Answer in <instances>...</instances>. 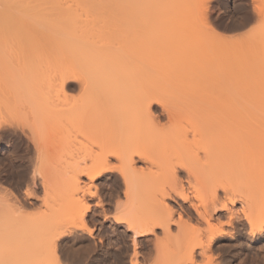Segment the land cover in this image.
<instances>
[{"label": "bare ground", "instance_id": "6f19581e", "mask_svg": "<svg viewBox=\"0 0 264 264\" xmlns=\"http://www.w3.org/2000/svg\"><path fill=\"white\" fill-rule=\"evenodd\" d=\"M121 2V0H0V47L10 50V52L7 50V55L3 54L4 49L0 50V69L4 72V79L1 77L3 80L0 81H3L4 86L10 85L13 88V91L8 92L12 99H0V137L13 135L15 134L14 129L18 128L21 129L22 134L17 132L16 135L27 142L26 148L18 145L15 157L9 164L12 175L19 176L21 171L27 173L31 170L34 172L31 173L32 179L39 177L38 174L40 173L38 172L42 171H38L37 167L39 161L42 159L41 162L44 161V155L49 158L48 160H55L57 166L55 164L52 166L55 169L56 167L60 168L59 172L63 173L66 167L62 170L63 167L58 166L61 160L59 156L66 155L64 152L67 151V154L75 158L73 152L76 151L75 149L71 150L75 148L73 147L75 145L79 149L77 154L81 155L76 154L78 157L74 163L84 165L79 168L80 170L75 168L79 165L75 164L76 166L73 167L76 169V172L75 170L73 172L77 173V175L74 174L76 175L74 180L77 181L71 186L74 188L72 192L74 195H71L74 198L71 199L70 196V199L73 201L78 199V206H81L79 210L80 208L81 210L78 211V216L72 223V227L65 228L66 226L62 225L53 231L52 222L47 221L46 218V222L42 218H38V220L42 219L43 221L31 220L26 213L28 201L22 196L17 197L12 194L13 192L0 187V264H53L55 263L53 261L57 262L55 264H61V262L62 264H77L76 260L79 259H75V257L72 259L73 256L69 258V254L76 250L74 247L77 244L85 241L87 244H85L86 242L84 244L87 248L89 247V250L97 251L99 246L97 248L94 246L96 242L93 240L94 231L92 232L94 223L90 228L87 224L89 221H86L88 212L93 209L87 203L86 196L94 197L97 195L98 186L94 185V182L108 172L118 173L119 180L121 179V182L124 183L126 188L124 192L128 198L138 196L143 189L154 191L157 189L154 187L159 184L158 189L162 187L164 190L166 189V195L162 194V196H167L173 200L177 196L182 200V203L178 202V209L176 207L174 209V206L171 207L167 203L165 205L164 202V206L160 205V214L149 219L145 218L143 221H137L135 217L134 220L136 221H133L127 215L116 217V221H125L128 228L133 231L134 242L138 235L142 237L156 233V228L162 229L164 235L166 233L167 236L168 234L174 236L171 234L173 226L178 227L179 231L186 230V226L189 225L188 222L194 216L193 211L199 218V223L203 221L207 226L200 230L202 222L200 227L195 228L196 232L200 230L199 236H197V239H200L198 241L200 244L197 243L189 250L188 258L187 252L184 253L187 261L192 259L194 262L198 253L196 249H200L201 255H206V252L211 250L212 245L219 240V235L225 233V229H223L225 224L223 222L225 221H227L226 224L229 223L233 227L234 225L237 226L234 220L236 218L241 220L243 217L246 220L251 239L264 236V193H262L263 195L258 194L259 196L254 195L253 198L247 189L254 183L256 185L259 183L260 186L264 185L260 184L264 183V174L250 177V175H255L254 173L264 172V89L256 88L257 83H259L258 87L261 86L260 81L257 82L254 74L249 72L252 67H256V64L247 69L251 76L256 79L257 83L254 86L256 89L237 90L241 84V78L235 77L233 72H230L231 70H227L228 74L225 73L224 77H220L225 66L229 65L230 67L229 61L227 62L229 57L227 58L223 51L225 46H222L225 37L220 35L219 31L214 29L209 21H204L205 27L202 28L206 37L202 41V47H204L206 80L208 87L212 88L217 84L218 86L215 87L223 91H217V88H213L216 90L200 91L199 94L184 92L188 94L185 99L178 96L182 92L135 94L139 99L136 97L137 100L135 99V101H126L129 96L134 95L132 93L140 91V89L135 87L136 81L134 85L132 84L135 78L134 76L132 79L130 78L131 76L125 67L127 56L125 57L123 53L124 49H121L124 44V42L122 43L124 29L122 24L124 23L121 19ZM262 3L264 0L261 1ZM261 4L257 6L259 18L264 16V4L263 6ZM167 16L170 19V16ZM168 17L165 16L163 19L159 17V23L165 25L160 24L161 29L158 26L155 27L162 30V26H168L169 23L166 22ZM155 19L158 22V17ZM147 21L149 23L150 19ZM154 22L156 23V21ZM257 30L260 31V29ZM163 31L166 33V31L169 32V29H163ZM229 53L227 54L231 57ZM237 53L239 54L236 51ZM259 62H257L258 67H260ZM261 67L260 70L259 68H255V70L262 72L263 68L261 69ZM247 70L244 71L245 75ZM2 71L0 70V74ZM250 77H243V79L248 78L250 84L249 79L252 78ZM214 79L217 80L216 83ZM46 80H50V85L53 83L52 86L49 85L53 89L52 91L55 88L54 92H58L54 95H60V93L66 95L68 86L72 85L73 80H77L78 83L80 82L82 90L85 91V99L80 103L77 102L78 104H67L68 106L61 104L63 101L60 103L58 99L59 103L54 104L57 103V100L55 102L52 98L53 93H49L52 91L47 92L51 95H45L46 88L44 89L43 84ZM246 85L248 84H244V86ZM134 89L135 92H133ZM224 89L227 90L224 91ZM184 93L182 96L186 95ZM62 98L60 97V99ZM170 98L172 99L170 100ZM157 110L160 112L157 113ZM129 118L133 119L134 123H128ZM163 119H166V123L165 121L164 123L161 122ZM59 122H64L63 127L67 126L65 122H74L75 125L70 123L73 127L75 126L73 129H79L78 135L76 131L74 132L76 136L72 135L75 137L73 142L70 140L74 138L70 137L72 127L68 128L69 131L65 133L69 132L67 136H69L68 140L72 142V145L65 140L67 136L64 134V129L63 131L57 129L63 134L56 132L57 130L51 131L55 126L54 124ZM184 122L188 126H185ZM148 123L155 124V127ZM76 125H80V127L76 128ZM147 125L153 129L152 131H150L151 128L146 129V132L150 133L145 136L143 129ZM167 125L175 126L174 132L164 131ZM6 126L13 127V131L6 130ZM44 128H46L45 132L51 131V133L49 135L45 132L41 134ZM63 138L64 141H61ZM59 143L62 147L59 146ZM67 147L70 148L69 151ZM58 149L60 153L56 152ZM61 150L64 155H62ZM175 152L179 154V160L182 159L184 164H181L183 162L180 160V165H176L174 160L175 158L178 159V156H175ZM49 154L55 155L51 157ZM171 154L175 158L173 161L170 159L169 162ZM69 155L67 156L70 157ZM55 156L58 157L55 159ZM184 156H186L184 159L187 162L184 161ZM163 157L167 158L163 160ZM61 158L63 159V157ZM74 158L71 160L72 163ZM68 160L66 161L67 165ZM89 161H91L90 166L87 165ZM141 162L145 164L146 169L144 168V170H148V173H144L141 166L142 170L138 169L137 163ZM172 162L174 163L172 164ZM154 169H156V173H154ZM52 173L54 175L53 169ZM79 174L86 177L88 182L84 183L83 181L84 184L82 185L81 181L78 180L80 179L78 178ZM163 178L169 184L162 181ZM240 178L243 183L242 189H239V185L242 183L238 185L236 182H240ZM142 179L146 181L143 182ZM46 180L49 181V179ZM194 180L201 181L200 183L210 189V193L207 192L209 196L206 197L205 193L207 200L205 198L202 204L193 202L190 195L185 191V184H193ZM45 182L43 187L48 184ZM163 182L167 184L169 190L165 188ZM233 182H235V186L237 185L236 190L233 188L237 192L232 193L234 195L240 193L238 195L242 206L239 208L236 207L238 200L235 199L237 198L228 197L229 199H227L231 203L229 206L225 201L222 202L220 196L219 188L223 189V195H228L230 191L228 188ZM65 183L68 184V182ZM255 184L254 186H256ZM34 185L35 181L34 183H26L25 195L27 197L33 198L35 196L33 193ZM246 185L247 188H245ZM195 186L197 185L195 184ZM136 196L132 198L134 199ZM80 197V200L84 201L82 205L79 202ZM219 206L228 213V220L212 224L211 220L215 218L212 212ZM56 213L55 216L53 215L55 218L57 217ZM176 213H178V219L177 216L175 217ZM191 225L189 226L192 228L194 225ZM181 234H185V232H180L179 235ZM226 234L228 233L226 232ZM67 237H71V239L66 243L64 241ZM100 241L102 242V240ZM63 242L66 244L63 245ZM78 250L81 251L79 248ZM86 251L88 250L82 253L85 254ZM83 254L80 255L81 258L87 255L82 256ZM190 263L192 262L190 261Z\"/></svg>", "mask_w": 264, "mask_h": 264}, {"label": "rangeland", "instance_id": "374dc122", "mask_svg": "<svg viewBox=\"0 0 264 264\" xmlns=\"http://www.w3.org/2000/svg\"><path fill=\"white\" fill-rule=\"evenodd\" d=\"M121 1H122L121 2L122 4L121 5L122 6L121 7L122 9L121 19H123L124 21V22L122 21V23H124L122 24L124 27L123 34H122V37H123L122 43L124 42V44H123V48L121 47V49H124V51L123 50L122 51L125 57L127 56V58L125 59L127 60V62L125 61L127 63V64L125 63L126 64L125 67L127 68L129 75L131 76L130 78L132 79V76H134L135 78V79L133 78L134 82L133 83L131 82V83L134 85L136 81L137 83H135L136 85L135 87L137 89L139 87L140 89V91L138 90L139 92L138 91L135 92L136 90L134 89L133 92L135 93H132L134 95H131L133 97L129 96V98H127L126 101H135L136 97L137 99H139L138 96H136L135 94L182 92V94L181 95L178 94V96L179 98L183 97L185 99L188 97V94H186L188 92L190 93L195 92V94H199L201 93L200 91L216 90L213 88H217L215 87L217 84H215L214 87L212 88L208 87V82L206 80L207 75H205L207 73L205 72V69H204L205 67L204 66L205 64L204 63V47H202L203 46L202 41L204 37H206L203 31V28L205 27L204 23L206 21H209L212 27L218 30L220 35H223V37H225L224 45L222 46H225L224 47L225 49L223 48V51L225 55L227 56V58L229 57L227 59V62L229 61L231 68L229 67V65L228 66L226 65L225 69H223L222 71L223 75L221 74L220 77H224L226 74H228L227 70H231L230 72L231 73L233 72L232 74L235 75V77L238 76L239 78H241L240 79L241 84H239L237 90H251L252 88L253 89H256V88L264 89L263 87L264 86V72H263L264 71V67H263L264 66L263 65L264 64V61H263L264 60V32H262L264 31L263 30L264 29V16L260 18L257 16V6L261 4L262 0L261 1L260 0H121ZM263 4L264 3H262L261 5L263 6ZM166 13H168L167 15L170 16V19L166 15ZM161 16L168 17L169 20L165 18L168 20V21L166 20L167 24L169 23L168 26L166 25V27H164L162 26V25H165L164 23H159L160 21L159 17L163 19V17ZM155 17L156 18L158 17L159 19L158 22L155 19ZM149 19L150 21L148 23L147 20ZM154 21H156V23ZM160 24H162L161 26L164 30L169 29V32L166 31V33H164V31L162 32L163 29L159 30L158 27H160L159 26ZM126 26H127V29H125ZM155 26H158V27H155ZM169 26L170 28H167ZM257 29H260V31H258ZM3 49H4L3 54L5 55H7L8 51L10 52L9 49H5V48ZM3 49L2 47H0L1 51ZM235 49H238L236 51L239 52V54L238 53L236 54ZM227 53L231 54V57L230 55L228 56ZM252 54L255 56H253ZM250 57H251V60H250ZM255 60L257 62L261 60V62H259L261 64L258 63V65L260 67L262 65L261 67V69L263 68L262 72L255 70V68L256 69L259 68L260 70V67L257 66V62L255 63ZM233 61L235 64L233 63ZM254 64H256V67L254 66ZM248 65H249V68H247ZM251 67L253 71L249 70V72L251 74L252 73L254 74L253 76L257 78V82L260 81V85H261L260 87H258L259 83L256 82V79H254L247 70V69H250ZM236 69L242 72V73L240 72L241 75ZM0 70L2 71V69ZM245 70H247L246 75L244 73ZM2 72H1L2 76H0V78L1 77L3 78L4 72L3 73ZM243 77L245 78L250 77L252 79V80L249 79L250 84H249V81L247 80L248 78L245 80L243 79ZM2 78L0 80L4 79ZM46 81L44 83L46 87L43 84L44 89L46 88L45 95L47 94V92L53 90L50 87L53 85V83L52 85H50V82H49L50 80H49L47 81V84H46ZM214 81L215 83L217 82V80L215 79ZM252 81H255V82H252ZM2 82L0 81V89H2L3 87L4 88L3 90L0 91V99H12L10 94H8L9 91L11 90L13 91L12 86L10 85L4 86ZM72 82H73L72 85L68 86V88L66 89V92H67L65 93L66 95H63L61 93L60 95L62 96L54 95V94H57L58 92L55 93L54 91L56 89L53 87L54 91L49 92V93H53L52 98L55 100V102L57 100V103H54V104H58L59 102L61 103V101H63V103L61 104H66V105L73 104L74 105V104L80 103V101L85 99V91H83L82 88L80 87V84H79L80 82L78 83L77 80H73ZM246 83L248 85L244 86V84ZM255 83H257V85ZM138 84L139 86H137ZM255 85L257 86L256 88H254ZM5 87L7 90L5 89ZM208 89H211V90H208ZM225 90L227 89H224V91ZM217 91H223V90L220 88H217ZM183 93L184 95L185 94L186 95L182 96ZM60 97H63V98L60 99ZM172 98H170V100ZM175 99L173 100L176 102ZM158 111L160 112V110H157V113H159ZM165 120L163 119L161 122L164 123ZM129 122H133V119L128 120V123ZM60 123L61 122L54 124L55 126L54 128H52L51 131L53 132L57 129L59 130L61 129L63 131L64 129V134H65L66 131H69L68 128L72 127V129H70V133H72L70 137L76 136L74 135L75 131L77 135L79 134L77 133V131L79 130L77 127H80V125L79 126L76 125L77 129L75 130L73 129L75 128V126L74 127L72 126V124L75 125L74 122L73 123L65 122L67 126H64V127H63V125H65L64 122L61 124ZM184 123L186 124L185 126H188L186 122ZM51 125H49V127H51ZM149 125L155 127V124L153 125L152 123H150ZM153 127H148L147 125L146 128L143 129V132L144 131L146 132V129L148 128H151L150 131H152ZM173 128L175 129L176 127L173 125H167L164 131L167 130L170 133H172L174 132ZM5 129L13 131L14 128L11 126H6ZM45 130L46 128L42 129L43 132H41V134H43ZM59 130H57L56 132L61 133ZM14 131H15V134L10 135V136L8 135L9 137L8 136L4 138L0 137V187L5 188L4 190L13 192L12 194L17 197L22 196L24 199H26V201H28L29 205L27 206L26 213H27V216L31 220L32 219L38 220V218H42L44 220L46 218L47 221L52 222L51 224L54 229L51 227V225H50V228H52L53 231L57 227L59 228L62 225L66 226L65 228L70 227L72 223L74 222V220H76L78 216V211L81 210V208L79 210V207L81 206H78L79 205L77 202L78 199L75 201L71 200L74 198V197L72 198V196L74 195L72 193L74 188L71 186L73 185V183H75V181H77V180H74V176L76 177L77 175V173H75L76 169L82 168L84 166L81 164L79 165V163H74L76 162V158L81 155V154L79 155L77 154L79 151L78 147H76L77 145L74 144L75 146L73 147L75 148L72 147L73 149H71V150L75 149L76 151V152H73L75 153L74 155L76 156L75 158L72 157V155L70 156L69 154H67V151L64 152L66 154L64 155L61 150L62 155H64L70 160L69 161L64 156H61L63 157L64 159L63 160L59 156V159H61L62 161L60 160V165L58 166H61V168L63 167L62 170L64 169V167H66L63 173L61 171L59 172L60 168L58 169V167H56L57 169L56 170L55 167H53L55 165L57 166V164H55V160H52V159H50L51 161L48 160L49 158H47L46 155H44L45 154L44 153L43 154L44 161L41 162L43 159L39 161L38 167H37L38 171H42V172H38L40 173L38 174L40 175L39 177L37 176L34 179H32L33 175L31 173L33 171L31 170H29V172L27 173H25L24 171H21L19 176H13L11 173L9 164L11 163L12 159L15 157L16 151L18 149V145L22 146L23 148H26L27 146V142L23 141V139L21 140L19 135H16L17 132L22 134L21 129L17 128V129H14ZM51 131L50 132L46 131L47 133L45 132V134L49 135ZM145 132L143 133L145 136L146 134L148 135L150 133V132L149 133L147 132L145 133ZM67 134H69V132ZM67 134L65 135L67 136ZM57 136H59V134H57ZM68 137L69 136H67L65 140L69 141ZM74 139L75 137L73 139L71 138L70 140L72 141ZM61 141H64V138ZM61 141L60 143L62 144ZM71 141H69L70 144L73 142ZM61 144L59 146H61ZM192 148L195 149L194 147ZM56 152L60 153L59 149ZM175 153H176L175 156L177 157L179 154L177 152ZM55 154H52L53 156L49 154V156L54 157ZM67 155H69L70 157H68ZM170 156L171 157L168 156L169 162H170V159H172L173 161L175 158V156L174 155L172 156V154ZM57 157L55 156V159ZM180 157L182 156L180 155ZM72 158H74V161H73L74 164L71 161L73 160ZM165 158L167 157H163L162 159L164 160ZM177 158L178 159L175 158L174 162L176 161V165H180V162H183V161L182 159H180L181 161L179 160V156ZM184 158L186 159V156H184L183 159ZM65 159L66 161L68 160L69 167L66 164ZM185 159L184 161H186ZM174 162H172V164ZM184 163L185 162L181 164H184ZM75 164L79 166L75 167L76 166ZM87 165L90 166L91 161L87 162ZM140 166L143 168L144 173H148V170H144V168L146 169L144 163L143 164L142 162L137 163V167H139L138 169L142 170ZM73 167H75L76 169ZM51 168L53 169L54 175H52L53 173H52ZM73 170H75V172H73ZM155 171L156 169H154V173H156ZM55 172H56V175H55ZM254 174L255 175L253 176L250 175V177L253 178L257 174L259 176L260 174H264V172L263 173L258 172ZM78 176H79L78 178H80L78 180L81 181L82 185L85 182H88V180H86L87 179L86 177L82 176L81 174H79ZM117 176H118V173L116 172L106 173L105 175H103L102 177L97 179V181L94 182V185L98 186V193H96L97 197L96 196L91 197L90 195L86 196L87 203L90 204V206H92L93 208L91 209L92 211H90L91 213L88 212L86 221L87 222L89 221L87 224L90 228H92L91 227L92 223H94L93 225L94 228H92V232L94 231L93 234L95 235V236L93 235L94 236L93 240L94 242H96L95 243L96 245L94 246L96 248L99 246V248L96 249L97 251L89 250L88 249L89 247L87 248V246L85 245L87 244V241H85L86 243L82 242L83 244L85 243L84 245L80 242L82 248L80 246V243L77 244V246L74 247V249L76 248V250L71 251V253L69 254V258L70 257L72 258L73 256L72 259H74V257L75 259L76 258L79 259V260H76V263L78 262L77 264H84V263L85 264H192V263L195 264V262L196 264H264V236L251 239L250 235L248 234L246 220L243 217H241L242 218L241 220L240 218H238L239 221L237 218L234 220L237 226L234 225L232 227V225H229V223L226 224L227 221L225 220H228L227 218L228 213L226 212V210L222 209L223 207L221 208L222 205L219 206L220 208L216 207V209L212 212L213 217L215 218H213L211 222L212 224H214L219 221L220 222L225 221L223 222L225 223L223 225L224 227L223 229H225V233L222 234L221 236L219 235L218 237L219 240L214 245H212L211 250L208 251V253L206 252V255L205 254L201 255V253L199 252L200 249L199 250L196 249L197 250L196 252H198L199 254L198 253L196 254L194 262L192 261V259L187 261L189 250L192 247L196 246L197 243L200 244L198 242L200 241V239H197V236H199L198 233H200L199 231L202 230L203 227L205 228L207 226L206 223L203 221H202L203 223L202 222L199 223V218L197 217L194 211H193V215L195 216V217L193 216L194 219L192 218V220L188 222L189 225L190 224H192L191 226L194 225L193 226L194 228L193 227L191 228L188 225L186 226V230L182 229L181 231H179L178 227L176 228V226L175 227L173 226V228H171V231H172L171 234H174V236H171L170 234H168L169 237L167 236L166 233L164 235L162 229L156 228L155 230L156 233H150V235L142 236V237L138 235L136 238V241L134 242L133 235H132L133 231H131L128 228L127 223L125 221L124 222L116 221L117 220L116 217L127 215V217H130L131 219H133V221H136V220L143 221L145 220V218L149 219L150 217L156 214L157 215L160 214L159 208H161V206H164V202H165V205L168 204L171 207L174 206V209L175 207L176 209H178L179 208L178 202L182 203V200L181 198H178L177 196L175 197L174 200L171 198L169 199L167 196H164V195L162 196V194L166 195L165 193L166 189L164 190L163 187L158 189L159 184L158 186L154 187V188H157L156 190L154 189V191L152 189H149V190L143 189L142 193H139L138 196L135 195L136 198L134 199L132 198L135 196H131L130 198H128V195H126V193L124 192L126 189L124 186V183L121 182L122 180L121 179L119 180V176L118 177ZM45 178L49 179V181H47ZM181 178L185 180L184 177L181 176ZM241 178L243 177L241 176ZM241 178H240V182L236 181L238 182V185L239 183H242ZM33 180L35 181V185H34L35 188H33V193H35L34 194L35 196L31 198L25 195V190H26V183H34ZM63 180L65 182H68V184H71V185L68 186V184H66ZM142 181L145 182L146 180L142 179ZM162 181H165V183L168 182L166 181V179L164 180V178ZM197 181L194 180V183L190 185L186 183L185 191L188 195H190V198L193 202L197 204H202V202L205 201V198L209 196L208 194L210 193L209 192L210 189L208 186H207L208 187L207 189L206 185L204 186L202 183H200L201 181L200 182L199 181L197 182ZM44 182L48 184L43 187ZM195 182H197L198 184ZM165 183L163 182L162 184L164 185ZM228 183H229V180H228ZM167 184H165V186ZM195 184L198 186V188L197 186H195L196 189L194 187ZM245 184L246 182L244 183V185ZM254 184L253 185L251 184L252 189L250 186L248 187L246 185L245 188L248 187L247 189H249L248 190L249 192L248 191L246 192H248L249 194L251 193L252 195L251 194L250 195L253 196V198H254V195H257V196H259L258 194L263 195L262 193H264V185H262L263 186L262 187L259 185V183L257 184L259 186H257L256 184H255L256 186H254ZM260 184H264V183H260ZM236 186H235V182H233L232 185L230 186L231 188L230 187H229L230 189L228 188V191L230 190L228 192L229 196L226 194L223 195L222 188H219V191L221 192L220 196L222 198V202L225 201L226 204L231 206V203H229L228 199L232 196L233 198H237L235 199V200H238L236 201V207L239 208L242 206L241 202L239 201L240 196L238 195L240 193L238 194L235 193V195H238L239 198L238 196L236 197L234 193H232L237 189ZM239 187H238L239 189H242L243 183L242 185L240 184ZM165 188H168V187L166 186ZM161 189H163L164 192ZM169 189L170 188H168L167 190ZM205 189L208 191H206ZM144 191L145 193L147 192V194H145ZM207 192L209 193L207 194ZM205 193H206V197H205ZM70 196H71V199H70ZM75 197L77 198V196ZM194 197H196V199H194ZM80 199L81 197L79 198V202H81L80 204L81 205L84 204L82 203L84 201ZM97 202H100L101 204L99 203L97 204ZM95 203L97 206L95 205ZM55 212L58 213V215L56 213V216H57L56 218L54 217ZM134 217L136 218V220H134L135 219ZM175 217L178 219V213H176ZM42 219H39V220L43 221ZM46 219L44 222H46ZM201 223L204 225H202ZM200 224L202 228L200 230L198 229L199 231L196 232L197 230H195V228L200 227ZM50 228H48L49 231H50ZM180 232H183V233L185 232V234L179 235ZM226 232L228 234H226ZM67 238L64 241L66 243L69 239H71V237H69L68 239ZM100 240H102V242ZM64 242H63V245L66 244V243L64 244ZM97 242H98V245H97ZM78 248L81 249V251L78 250ZM77 250L80 251L79 252L80 254L77 253L78 252ZM85 250H88L85 253L87 254L86 256H84L85 254L82 253ZM185 252H187V254ZM184 253L187 255L186 259H185ZM81 254H83L82 255L84 256L83 258H81L80 256ZM189 258L191 257L189 256ZM25 261L27 262V260ZM190 261L192 263H190ZM53 262L57 263L56 261H53Z\"/></svg>", "mask_w": 264, "mask_h": 264}]
</instances>
